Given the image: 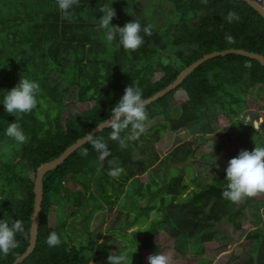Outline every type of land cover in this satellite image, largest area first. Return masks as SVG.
I'll use <instances>...</instances> for the list:
<instances>
[{
  "label": "trees",
  "instance_id": "1",
  "mask_svg": "<svg viewBox=\"0 0 264 264\" xmlns=\"http://www.w3.org/2000/svg\"><path fill=\"white\" fill-rule=\"evenodd\" d=\"M141 1L79 0V5L71 9L74 20L69 22L61 18L57 0H0V219L22 220L24 224V231L16 234L18 247L8 255L0 253V264H12L28 246L37 167L57 158L109 118L127 86L133 84L143 89L146 99L171 84L190 64L214 51L234 48L264 56V20L245 2L150 0L155 1L150 5L149 0ZM106 4L116 10L112 25L123 27L133 20H138L142 27L153 25V34L144 37L139 49L125 50L119 38L111 45L105 42V30L99 28L98 20L103 15L99 8ZM230 10L241 19L228 23L224 17ZM157 21L164 23L157 26ZM226 34H231L235 43H228ZM164 57L170 61L164 63ZM22 75L39 83L38 104L30 113L11 115L4 109L3 97ZM156 75L159 77L155 78ZM263 86L264 68L257 61L231 54L211 59L173 91L146 106L148 122L156 116L163 117L159 125L149 129L155 137L159 135L156 142L166 131L185 130L190 135L196 131L214 132L213 125L217 122L210 119L212 124L207 126L206 119L216 118L219 111L235 119L248 106L255 105L247 99L249 91ZM78 106L82 107L79 111L75 109ZM68 108L72 113L66 112ZM261 116L264 117V110L257 108L246 124L234 121L236 145L243 150L250 148L256 135L264 133V123L259 131L252 124ZM12 122H18L29 137L25 144L18 145L6 135ZM110 132L109 127L96 133L107 143V156L87 142L44 175L36 246L21 264H90L100 258L102 264H107L112 240L98 243L87 238L83 244L76 241L81 232L69 236L67 229L77 231L78 227L69 222L77 215L82 232L87 231L94 216L110 212L117 201L118 223L110 228V233L127 240L131 264H148L149 255L160 253L149 236L151 229L165 232L173 240V250L183 260L193 258L194 264H212L205 257V246L221 234L215 228L224 220L231 224L230 238L236 242L245 235L250 250L245 257L232 252L228 264H264V230L258 227L261 223L258 211L260 207L264 210V202L255 203L252 197L233 203L223 198L221 193L228 183L227 165L222 164L218 173L213 164L209 183L200 181L202 176L193 173L189 183L194 188L190 189V184L182 179L184 170L169 174L170 165H182L195 157L190 144L184 143L175 146L161 162L166 169L164 184L158 182L162 176L157 173V180L152 182L153 178L148 177L149 182L143 183L138 177L148 168L155 170L159 159L152 151L151 141L143 133L136 139H126V146L121 147L110 139ZM129 134L130 130H126L121 136L127 138ZM84 149L88 152L86 156L81 154ZM238 153L228 155L235 157ZM205 157L202 152L201 164L205 163ZM210 159H215L213 154ZM114 161L119 162L118 166L111 165ZM116 167L124 171L118 178H112L108 173ZM75 185L80 189L74 190ZM143 201L141 206L139 203ZM52 206H56V225L51 228L48 213ZM247 208H252L254 217L250 232L238 220ZM152 211L155 213L151 214ZM121 212L123 221L119 222ZM135 225L139 228L127 234V229ZM235 230L239 235H235ZM53 231L60 236L61 243L49 247L46 238Z\"/></svg>",
  "mask_w": 264,
  "mask_h": 264
},
{
  "label": "clouds",
  "instance_id": "2",
  "mask_svg": "<svg viewBox=\"0 0 264 264\" xmlns=\"http://www.w3.org/2000/svg\"><path fill=\"white\" fill-rule=\"evenodd\" d=\"M201 2L207 4L208 0H201ZM57 4L61 18L73 22L74 15L71 9L73 6L79 5V0H57ZM99 11L103 13L98 20L99 28L105 30L104 40L108 45L119 38V43L125 50L135 51L144 44L145 36L153 34L152 24L142 27L138 20L128 22L123 27L112 25L111 21L117 17V14L111 5L102 6ZM224 19L228 23H232L239 21L241 17L234 10H230ZM225 40L230 44L235 43V38L231 34H226ZM40 93L39 83L22 75L19 82L4 95L2 104L5 111L11 115L30 113L37 107V98ZM148 119L143 89L131 84L124 89L123 96L111 109L109 118L104 120V125L111 128L110 139L117 141L121 147H125L126 139H136L146 131ZM126 130H130V134L124 138L121 133ZM6 135L18 145L25 144L29 139L18 122L8 124ZM86 142H90L102 156L109 154L105 140L102 137H97L92 131L86 136ZM81 154L86 156L87 149H84ZM123 171L122 167H116L110 170L108 175L118 178ZM225 173L228 183L221 193L223 198L233 203H239L264 194V146H255L251 151H239L238 155L228 160ZM23 231L22 220L9 222L0 219V253L8 255L11 250L17 248L16 234ZM46 243L49 247L59 246L61 238L53 231L47 236ZM146 259L148 264H170L171 258L165 253L156 252ZM107 264H131V256L129 257L126 253H111L107 257Z\"/></svg>",
  "mask_w": 264,
  "mask_h": 264
},
{
  "label": "rangeland",
  "instance_id": "3",
  "mask_svg": "<svg viewBox=\"0 0 264 264\" xmlns=\"http://www.w3.org/2000/svg\"><path fill=\"white\" fill-rule=\"evenodd\" d=\"M145 1L142 0L141 3ZM150 5H153L155 1H147ZM164 21H157V26H160ZM170 60L166 57L163 58L164 63H168ZM159 75H156L155 78H158ZM228 100V98H226ZM247 99L250 102H253L252 104L248 106V109H245L242 114H247L245 118L242 117V114H240L235 119L231 120L228 117L225 116V114L221 111H219V114H217L216 118L209 117L206 119V125L209 126L212 123H210V119H215L217 122L216 125H213V128L215 127L214 132L208 133V134H201L197 131L192 133V135L188 134L185 130L175 132V133H169V132H163L160 136V140L156 142V139L159 137L157 135L155 137L153 131L149 129L153 125H159L162 121V116H156L154 117L150 122H147V128L144 132L146 136L148 137V140L151 141L152 145V151L156 152L158 154L159 159L155 162L154 169L148 168L145 173H143L141 176L138 177V179L143 182L147 183L149 182V178L151 177L152 182L153 180H157L155 177V173L158 175H161V179L158 181L159 183H162L164 180H166L165 177V168L161 164L164 157L169 154V152H172L175 146L189 143L190 148L194 150L195 157H192L188 159L184 164L182 165H170L169 166V174H175L178 172H181V170L185 171L184 176L182 177L183 181L189 183L190 175L193 176V173L202 176L200 181H204L205 183H209L211 180L209 175H212L214 173V169L212 168V165L215 164L216 171L220 173L222 170V164L227 165L228 160H230L231 156L228 155L229 152H239L243 150L242 146L236 145V130L233 128L234 121L240 120L243 122V124H246V122L251 121L254 114H256V109L261 108L264 110V86L260 87L259 89L251 90L249 91L247 95ZM176 103L178 104L180 102L179 99H177ZM175 103V104H176ZM76 110H81L82 107L78 106L75 108ZM71 109L68 108L66 112H69ZM71 112V111H70ZM211 112V111H210ZM72 113V112H71ZM264 123V117L261 116L259 120L252 121L253 128L259 131V127ZM148 129V130H147ZM169 131V130H168ZM191 133V132H190ZM142 135V134H141ZM263 135V136H262ZM261 135L255 136L254 142L251 144L248 151L253 150L255 146H264V133ZM144 143L148 146L146 141ZM219 145H216V144ZM221 144V146H220ZM140 145V142L138 143ZM202 152L205 153L206 157L203 164H201L202 161ZM138 152H136V157ZM214 155V160L210 159V157ZM235 155V154H234ZM149 158V157H148ZM146 160V159H145ZM149 160L153 162V159ZM192 161H195L194 163ZM101 162V161H100ZM159 162V163H158ZM118 161H114L111 163V165L118 166ZM187 164V165H186ZM157 165V167H155ZM185 165V166H184ZM182 167V168H181ZM159 168V169H158ZM152 172L151 174H149ZM29 177H32V172L28 173ZM153 174V175H152ZM208 176V177H206ZM157 183V181H156ZM165 182H163L164 184ZM189 188H194V185L190 184ZM74 190H79V185H75L73 187ZM185 195H182L181 197H184ZM255 200V203L258 202H264V194H259L256 197H253ZM253 203L255 206L256 204ZM141 206H144V201L139 203ZM119 212V203L118 201L114 203L113 208L110 212L104 211L101 214H96L94 218L92 219V222L89 226V229L87 231H83V226L81 223V220L77 215L72 216L70 219V225L74 224L77 228L76 232H72L67 229L68 235L73 236L77 234V232H81L79 236L77 237L78 242L80 243H87L88 239H93L96 242H107L109 240H112L113 243L111 244V253L117 252L119 253H126L128 255V252L131 250L129 246H127L128 242L126 239H123L119 237L118 235H114L110 233V228L118 223V214ZM155 211H152L151 214H154ZM258 216L261 219V223L258 225L261 229L264 230V225L262 224L264 220V210L262 207H260L258 211ZM133 217V215H131ZM238 220L241 222L242 228L246 230V232H250L254 225L252 224V220H254L252 208H247L242 215L238 216ZM123 221V212H121V218L119 219V222ZM146 225V222L144 223ZM48 225L49 227H54L56 225V206H52L49 209L48 213ZM68 226V228L70 227ZM139 228V225H135L132 228L127 229V234H131L132 232H135ZM221 234L215 239L213 242L208 243L205 246V257L212 260V264H228V259L230 258L232 252L236 256H247V254L250 252L247 247L249 246V241L245 238V235L242 237H239L238 241L235 242L233 238H230L231 232H233L231 228V224L224 220L221 222L216 228ZM149 231V230H148ZM145 235L147 234L146 231H144ZM235 235H239V231L235 230ZM149 236H151L152 243L154 245H157L160 248V253H165L170 256V264H194V259L189 258L187 260H183L182 257H180L174 250H173V240L169 238L165 232L158 231L155 232L153 229H151ZM75 237V236H74ZM76 243V242H75ZM73 245V244H71ZM126 245V246H124ZM124 246V247H123ZM222 248H225L222 252L218 253V251ZM217 252V253H216ZM216 253V254H215ZM132 261V260H131ZM102 258H100L97 261H92L90 264H102Z\"/></svg>",
  "mask_w": 264,
  "mask_h": 264
},
{
  "label": "water",
  "instance_id": "4",
  "mask_svg": "<svg viewBox=\"0 0 264 264\" xmlns=\"http://www.w3.org/2000/svg\"><path fill=\"white\" fill-rule=\"evenodd\" d=\"M239 1L245 2L252 10H254L264 20V10L254 0H239ZM229 54L238 55V56L249 58L251 60H255L264 68V56L258 53L249 52L243 49H234V48L223 50V51H214L210 54L204 55L200 59L190 64L188 67H186L179 73L177 78L171 84H169L162 90L158 91L157 93L153 94L149 98H146L145 99L146 106L164 97L169 92L177 88L189 74H191L196 68H198L203 63L211 59L229 55ZM106 128H109V127H106L103 121L96 127L92 128L89 132L92 131L93 134H96ZM86 136L76 140L73 144L68 146L57 158L49 162L42 163L37 167L35 171V175H34V181H33V194H34L33 213L31 216V223H30V228H29L28 246L26 250L24 251V253L21 254L19 257H17L12 264H21L27 257H29L33 253L35 249L36 242H37L38 226L40 222L41 205H42V200H43L42 180H43L44 175L48 173L49 171L60 166L73 152H75L77 149L85 145L87 143Z\"/></svg>",
  "mask_w": 264,
  "mask_h": 264
},
{
  "label": "built area",
  "instance_id": "5",
  "mask_svg": "<svg viewBox=\"0 0 264 264\" xmlns=\"http://www.w3.org/2000/svg\"><path fill=\"white\" fill-rule=\"evenodd\" d=\"M257 4H259L264 10V0H254Z\"/></svg>",
  "mask_w": 264,
  "mask_h": 264
}]
</instances>
